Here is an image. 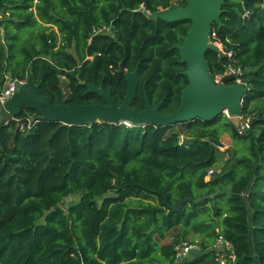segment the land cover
Returning <instances> with one entry per match:
<instances>
[{
	"label": "trees",
	"instance_id": "obj_1",
	"mask_svg": "<svg viewBox=\"0 0 264 264\" xmlns=\"http://www.w3.org/2000/svg\"><path fill=\"white\" fill-rule=\"evenodd\" d=\"M185 6L186 0H0V88L7 74L32 77L53 105H105L79 76L103 85L120 107L126 73L138 69L131 107L144 111L147 96L171 114L189 85L174 46L183 45L192 22L154 16ZM221 21L210 35L221 52L208 51L206 59L215 79L229 67L241 72V112L252 117L244 135L224 114L159 128L66 126L40 121L26 107L7 122L0 118V264H220L212 249L219 236L232 246L226 264H264V108L253 114L252 107L264 100V0H227ZM105 25L114 26V36L94 32ZM224 134L233 147L222 151L211 141ZM79 194L67 210L61 206ZM164 200L185 202L174 212ZM197 238L201 251L177 262L175 245Z\"/></svg>",
	"mask_w": 264,
	"mask_h": 264
},
{
	"label": "water",
	"instance_id": "obj_2",
	"mask_svg": "<svg viewBox=\"0 0 264 264\" xmlns=\"http://www.w3.org/2000/svg\"><path fill=\"white\" fill-rule=\"evenodd\" d=\"M226 1L186 0L185 7L164 11L154 16L155 19L168 23L192 22L183 45L174 46L180 52V62L187 65L188 70L184 74L189 80V85L182 92L180 107L173 113L161 114L160 107L163 101L152 106L147 96L144 111L140 112L131 107L138 88V69H136L134 72L126 73L128 92L120 107L104 90L103 85L98 88L95 83L85 84L79 76H77L79 84L85 85L89 93L101 96L106 104L71 107L64 101L60 105H53L49 98L39 95L38 86L33 78L29 77L27 83L0 108V115L3 118L1 122L9 121L23 107L35 110L39 114L40 121H54L66 126H84L94 122L120 125L129 122L135 126L153 125L159 128L191 123L197 119L212 121L226 111L233 118L242 116V101L247 92L246 88L240 84L229 85L236 78L233 75L224 77L221 83H216L206 59L208 51L221 52L216 44L210 42V35L214 24L223 26L221 15ZM211 142L219 149L224 147L220 141ZM184 202L185 200L172 206L164 200L167 208L174 212L180 211Z\"/></svg>",
	"mask_w": 264,
	"mask_h": 264
},
{
	"label": "built area",
	"instance_id": "obj_3",
	"mask_svg": "<svg viewBox=\"0 0 264 264\" xmlns=\"http://www.w3.org/2000/svg\"><path fill=\"white\" fill-rule=\"evenodd\" d=\"M106 30V29H104ZM229 57H232V53L228 55ZM235 76V80L230 82L231 84H240L243 85L242 79L240 77L241 72L237 69H234L233 67H229L227 72L223 76H219L215 79L216 83H221L222 79L226 76ZM27 81L18 80L16 78H13L11 75L7 74L5 75V80L3 86L0 88V108L8 101L10 100L20 89V87L24 84H26ZM227 118L231 119V115L226 111L224 114ZM238 120V123L235 125L237 132L239 135H244L247 130L250 127L251 123V116H239L236 118ZM127 126H131L129 122H123ZM181 142H183V137L180 139ZM214 173L213 169H210L208 171V174L206 176V181H209ZM223 247L227 248L229 251L232 250V246L225 241V239L222 236H219L218 239L215 241V243L212 246V249L217 253L218 258L217 260L220 262V264H226L225 257L227 256V252L223 251ZM175 258L176 261L179 263L187 262L193 258V255L199 251H201L200 246L197 243H190V242H180L175 245ZM230 260L234 263L236 261V257L233 255V253L229 254Z\"/></svg>",
	"mask_w": 264,
	"mask_h": 264
},
{
	"label": "rangeland",
	"instance_id": "obj_4",
	"mask_svg": "<svg viewBox=\"0 0 264 264\" xmlns=\"http://www.w3.org/2000/svg\"><path fill=\"white\" fill-rule=\"evenodd\" d=\"M0 18H1V13H0ZM2 35V30L0 29V36ZM221 49V47H219ZM221 51V50H220ZM253 107V114H256L259 110L263 109L264 108V100H261V101H257L255 103H253L252 105ZM6 110V109H5ZM0 118L1 120L3 119L2 116L0 115ZM232 122L236 125L238 123V120L236 118H232ZM220 142H222L224 144V147L223 148H220V150L222 151H225L226 149L230 148V147H233V144H232V140L231 138L227 135V134H224L220 140ZM227 157L224 158L223 161H221L219 164H217L213 170H214V173H218L223 165H224V162L226 160ZM81 198V194L79 195H73V196H70L69 198L65 199L62 203V207L67 210L71 205H74L75 203H77ZM158 203V201H157ZM217 222V221H216ZM179 233V230H175L174 232L168 234L167 236V239L165 241V243H168V242H172L173 241V238L176 234ZM187 242V241H186ZM189 242V241H188ZM191 243V242H190ZM195 243H198V238H197V241H195ZM223 251L226 252V251H229L227 248H224L223 247Z\"/></svg>",
	"mask_w": 264,
	"mask_h": 264
},
{
	"label": "flooded vegetation",
	"instance_id": "obj_5",
	"mask_svg": "<svg viewBox=\"0 0 264 264\" xmlns=\"http://www.w3.org/2000/svg\"><path fill=\"white\" fill-rule=\"evenodd\" d=\"M104 29H106V30H104ZM113 29H114L113 25H105L102 27H97L94 32L96 34L114 36V30Z\"/></svg>",
	"mask_w": 264,
	"mask_h": 264
}]
</instances>
